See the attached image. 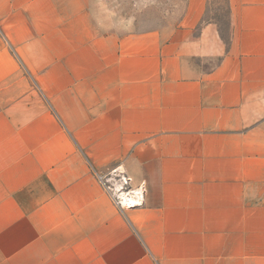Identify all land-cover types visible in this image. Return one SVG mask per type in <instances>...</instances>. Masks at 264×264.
I'll return each instance as SVG.
<instances>
[{
    "label": "crops",
    "instance_id": "obj_1",
    "mask_svg": "<svg viewBox=\"0 0 264 264\" xmlns=\"http://www.w3.org/2000/svg\"><path fill=\"white\" fill-rule=\"evenodd\" d=\"M221 1L225 33L212 0L148 29L0 0V264H264V0Z\"/></svg>",
    "mask_w": 264,
    "mask_h": 264
},
{
    "label": "rangeland",
    "instance_id": "obj_2",
    "mask_svg": "<svg viewBox=\"0 0 264 264\" xmlns=\"http://www.w3.org/2000/svg\"><path fill=\"white\" fill-rule=\"evenodd\" d=\"M184 0H96L95 12L104 22L127 24L128 28H153L179 20ZM211 16L226 29V11L221 0H212ZM129 24V25H128Z\"/></svg>",
    "mask_w": 264,
    "mask_h": 264
},
{
    "label": "built area",
    "instance_id": "obj_3",
    "mask_svg": "<svg viewBox=\"0 0 264 264\" xmlns=\"http://www.w3.org/2000/svg\"><path fill=\"white\" fill-rule=\"evenodd\" d=\"M97 179L114 206L120 211L133 210L144 205L145 183L133 184L132 179L120 167L97 174Z\"/></svg>",
    "mask_w": 264,
    "mask_h": 264
}]
</instances>
